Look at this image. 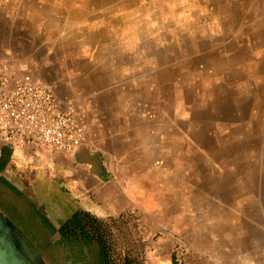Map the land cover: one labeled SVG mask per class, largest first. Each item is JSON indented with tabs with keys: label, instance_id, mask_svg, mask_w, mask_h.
I'll return each mask as SVG.
<instances>
[{
	"label": "rangeland",
	"instance_id": "obj_1",
	"mask_svg": "<svg viewBox=\"0 0 264 264\" xmlns=\"http://www.w3.org/2000/svg\"><path fill=\"white\" fill-rule=\"evenodd\" d=\"M0 42L15 48L0 63L73 106H126L119 145L132 175L164 182L167 222L170 207L204 228L264 210V0H0ZM140 217L103 220L108 264H142L145 241L169 235Z\"/></svg>",
	"mask_w": 264,
	"mask_h": 264
},
{
	"label": "crops",
	"instance_id": "obj_2",
	"mask_svg": "<svg viewBox=\"0 0 264 264\" xmlns=\"http://www.w3.org/2000/svg\"><path fill=\"white\" fill-rule=\"evenodd\" d=\"M17 6L21 8V2ZM0 50L15 48L0 42ZM99 107L74 104L88 135L73 155L28 143L11 147L0 142V182L30 194L34 205L57 227L73 211L82 209L102 221L141 216L142 228L168 230L169 235L145 241L142 264H264L262 208L258 215L241 213L234 225L222 220L224 225L219 227L220 220L213 218L204 228L194 209L170 207L177 216L167 222L163 217L169 210L164 182L132 175L127 149L119 145L128 109L116 104L111 107L113 115L106 117ZM93 129L102 138L93 139ZM4 149L10 153L2 164ZM186 230L189 238L185 241L192 250L189 256L180 250L181 242L173 235L182 236Z\"/></svg>",
	"mask_w": 264,
	"mask_h": 264
},
{
	"label": "built area",
	"instance_id": "obj_3",
	"mask_svg": "<svg viewBox=\"0 0 264 264\" xmlns=\"http://www.w3.org/2000/svg\"><path fill=\"white\" fill-rule=\"evenodd\" d=\"M0 142L75 154L86 142V125L67 98L26 68L0 63Z\"/></svg>",
	"mask_w": 264,
	"mask_h": 264
},
{
	"label": "flooded vegetation",
	"instance_id": "obj_4",
	"mask_svg": "<svg viewBox=\"0 0 264 264\" xmlns=\"http://www.w3.org/2000/svg\"><path fill=\"white\" fill-rule=\"evenodd\" d=\"M35 195L40 198L36 193ZM29 197L32 198L25 191L13 189L0 182V210L21 229L22 233H25L24 230L31 231L28 232L31 238L29 241L35 250L39 251V256L45 264H104L99 251L98 258L94 259L92 244L88 242H79L76 244L79 246L77 253L72 251L69 247L73 241L61 240L59 230L63 222L58 227L52 225L39 206H35ZM20 221L23 228L17 224ZM56 232L59 233V238L52 243L50 241Z\"/></svg>",
	"mask_w": 264,
	"mask_h": 264
},
{
	"label": "trees",
	"instance_id": "obj_5",
	"mask_svg": "<svg viewBox=\"0 0 264 264\" xmlns=\"http://www.w3.org/2000/svg\"><path fill=\"white\" fill-rule=\"evenodd\" d=\"M9 153V150H3L2 164L7 161ZM44 221L47 220L44 219ZM17 224L22 226L23 223L20 221ZM59 231L61 234V240H71L76 244L79 242H88V244L98 245L103 263L108 264L106 257V229L104 228L102 220L82 209H77L61 224ZM24 232L26 233V236L29 237V231L24 230Z\"/></svg>",
	"mask_w": 264,
	"mask_h": 264
},
{
	"label": "water",
	"instance_id": "obj_6",
	"mask_svg": "<svg viewBox=\"0 0 264 264\" xmlns=\"http://www.w3.org/2000/svg\"><path fill=\"white\" fill-rule=\"evenodd\" d=\"M0 264H44L31 242L0 211Z\"/></svg>",
	"mask_w": 264,
	"mask_h": 264
}]
</instances>
